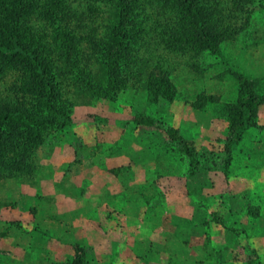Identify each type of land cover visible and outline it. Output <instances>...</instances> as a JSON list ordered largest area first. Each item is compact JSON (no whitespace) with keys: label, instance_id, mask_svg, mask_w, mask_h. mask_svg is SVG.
Wrapping results in <instances>:
<instances>
[{"label":"rangeland","instance_id":"1","mask_svg":"<svg viewBox=\"0 0 264 264\" xmlns=\"http://www.w3.org/2000/svg\"><path fill=\"white\" fill-rule=\"evenodd\" d=\"M68 1L76 71L105 86L89 39L103 38L116 0L95 13ZM141 1L137 20L162 22L168 44L152 32L157 43L119 63L107 97L82 91L85 77L61 65L67 123L28 149L2 136L11 169L0 168V264H264V101L250 103L244 127L233 123L240 77L264 94V0L209 1L216 54L171 48L191 18L175 2ZM32 16L27 27L54 32V20ZM16 78L5 69L0 107L21 96Z\"/></svg>","mask_w":264,"mask_h":264},{"label":"trees","instance_id":"2","mask_svg":"<svg viewBox=\"0 0 264 264\" xmlns=\"http://www.w3.org/2000/svg\"><path fill=\"white\" fill-rule=\"evenodd\" d=\"M84 1L89 4L93 13L97 12L94 10L102 2V0ZM163 1L175 2L181 7L183 15L191 18L192 21L190 27L178 37L175 36L172 45L169 43L171 48H188L196 52L204 48L213 54L219 52L214 28H217L220 20L215 19L217 14L209 3L210 0ZM141 2V0H116L110 13L111 21H107L103 26V38L95 41L89 39L92 46L96 48L98 46V58L102 59L104 64L107 83L102 86L92 75L86 77L81 71H76L79 60H75L76 57L73 55L78 50L79 36L72 32L68 22V17L73 12L68 0H50L44 5H41L39 0H0V78L5 75V69H8V72L14 70L17 73V82L24 87L21 96L12 97V106L0 107V151L3 144L2 136L10 139L15 135L19 140L21 139V142L15 141L16 145L28 149L41 142L50 129L67 123L68 104L62 99L60 92L61 65H65L67 71L72 70L77 75L85 77V84H80L82 91L107 97L112 90V83L117 82L119 63L132 54L131 51L135 50L136 55L141 46L153 40L156 42L152 32L160 33V44H168L170 34L167 25L168 32L162 22L145 24L144 20H137L136 9L140 7ZM25 15L35 16L34 21L54 20L56 22L54 32L49 34L42 27L38 32L33 31L32 27L25 25ZM165 35L167 38L164 37ZM59 60H64L68 64H58ZM240 80L242 89L234 111L235 127L245 126L244 113L250 103H256L261 99L264 101V94L255 93L252 81L244 77H240ZM162 81L163 79H155V84L150 86L149 90L156 94L157 82ZM96 83L100 86L94 87ZM26 100L29 106H22L21 104ZM169 133L172 138L180 137L176 135L175 130H169ZM193 149V146L183 142L182 150L191 157L194 156ZM8 163L3 165L0 161V168L5 166L11 169Z\"/></svg>","mask_w":264,"mask_h":264}]
</instances>
